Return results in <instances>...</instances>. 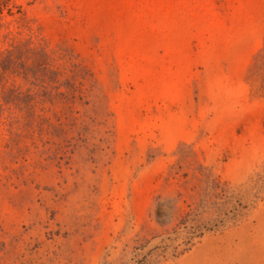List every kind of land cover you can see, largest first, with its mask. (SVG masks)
Returning <instances> with one entry per match:
<instances>
[{
    "label": "rangeland",
    "instance_id": "374dc122",
    "mask_svg": "<svg viewBox=\"0 0 264 264\" xmlns=\"http://www.w3.org/2000/svg\"><path fill=\"white\" fill-rule=\"evenodd\" d=\"M0 264H264V0H0Z\"/></svg>",
    "mask_w": 264,
    "mask_h": 264
}]
</instances>
